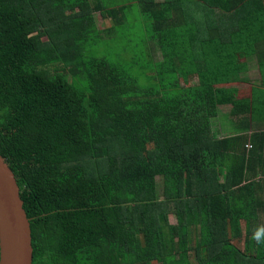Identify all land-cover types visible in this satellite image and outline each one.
<instances>
[{"label": "trees", "instance_id": "obj_1", "mask_svg": "<svg viewBox=\"0 0 264 264\" xmlns=\"http://www.w3.org/2000/svg\"><path fill=\"white\" fill-rule=\"evenodd\" d=\"M227 108L264 119V0H0L32 264H264V130L215 135Z\"/></svg>", "mask_w": 264, "mask_h": 264}, {"label": "water", "instance_id": "obj_2", "mask_svg": "<svg viewBox=\"0 0 264 264\" xmlns=\"http://www.w3.org/2000/svg\"><path fill=\"white\" fill-rule=\"evenodd\" d=\"M0 264H32L30 223L15 175L1 154Z\"/></svg>", "mask_w": 264, "mask_h": 264}, {"label": "rangeland", "instance_id": "obj_3", "mask_svg": "<svg viewBox=\"0 0 264 264\" xmlns=\"http://www.w3.org/2000/svg\"><path fill=\"white\" fill-rule=\"evenodd\" d=\"M130 7L131 8L128 11V19L131 22V26H132L130 31H132L133 34H135V35L141 34L144 31H142L143 29L141 28V26L138 23L139 22V18L141 17L138 5L137 4H132ZM95 19H96L97 27L98 28H102L103 24H104V20L102 19L101 15L99 13L95 14ZM145 55H146V53L143 55V57ZM254 62H255L254 59H249L248 60V66H251ZM249 72H250L249 74H251V75L256 74V71L252 70V69ZM194 80H196V77H193V81ZM235 105L237 106V108L240 107L239 106L240 105V101L235 102ZM224 112L227 113L228 112V108L225 109L222 113H224ZM222 113H221V115L213 118L212 121H211V128H212L213 132L215 133V135L225 136L226 134L230 135L231 133L235 134L236 132H238L239 129L235 125V120H232L233 116H231L230 118L227 117V116L223 117L224 115H222ZM224 123H225L226 127H222L224 125ZM216 130H218V131H216ZM157 191H158V194L161 196V194H162L161 177H157ZM169 221L171 223L175 222V217L173 215H170L169 216ZM149 264H158V263L152 262V263H149Z\"/></svg>", "mask_w": 264, "mask_h": 264}, {"label": "crops", "instance_id": "obj_4", "mask_svg": "<svg viewBox=\"0 0 264 264\" xmlns=\"http://www.w3.org/2000/svg\"><path fill=\"white\" fill-rule=\"evenodd\" d=\"M254 64V63H253ZM252 64V65H253ZM252 65L249 67V71L252 69ZM256 71V70H255ZM240 104H243V102H241ZM231 107V106H230ZM231 117V114H230V111H228L227 113H224V116L223 117ZM233 116V115H232ZM239 116V117H238ZM238 116L234 115L232 117V120H235V125L239 128V125H241L243 122H249V124L251 125V129H249V131H252L253 128L255 129H260V130H264V119H254L253 116H252V111H248V113L246 114V120H244V118L239 114ZM242 119V120H241ZM224 122V121H223ZM222 127H226L225 126V123ZM221 127V128H222ZM229 133V132H228ZM232 134V133H231ZM227 136V134L225 135ZM246 147V146H245ZM246 148H249L246 147ZM257 153L258 152H262L263 153V156L262 157H258V156H255L252 160V164L255 165L256 167V170H257V173L258 176L261 175V170L264 172V145H263V149L262 151L260 150H256Z\"/></svg>", "mask_w": 264, "mask_h": 264}, {"label": "clouds", "instance_id": "obj_5", "mask_svg": "<svg viewBox=\"0 0 264 264\" xmlns=\"http://www.w3.org/2000/svg\"><path fill=\"white\" fill-rule=\"evenodd\" d=\"M253 239L257 240V242H260L261 240H264V236L260 235V230L257 229L256 232L253 233Z\"/></svg>", "mask_w": 264, "mask_h": 264}, {"label": "built area", "instance_id": "obj_6", "mask_svg": "<svg viewBox=\"0 0 264 264\" xmlns=\"http://www.w3.org/2000/svg\"><path fill=\"white\" fill-rule=\"evenodd\" d=\"M247 146H249V147H250V144H248Z\"/></svg>", "mask_w": 264, "mask_h": 264}]
</instances>
